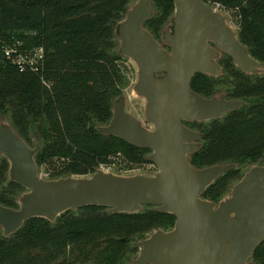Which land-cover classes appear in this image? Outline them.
<instances>
[{"label":"trees","instance_id":"trees-1","mask_svg":"<svg viewBox=\"0 0 264 264\" xmlns=\"http://www.w3.org/2000/svg\"><path fill=\"white\" fill-rule=\"evenodd\" d=\"M237 10L238 36L264 64V0H217ZM132 0H0V119L12 124L32 147L39 166L65 158L51 179L90 176L110 158L124 156L149 163L151 149L99 130L113 117L114 101L123 95L125 76L117 27ZM153 31L170 22L174 0H151ZM22 50L43 47L39 72L20 71L3 53V45ZM223 73H196L191 87L212 97L243 100L223 118L186 124L202 133L192 164L203 168L235 164L202 197L220 201L253 165H264V74H247L231 55L220 60ZM10 163L0 155V204L18 208L27 190L9 178ZM177 217L147 205L137 213H112L88 205L70 209L52 222L33 217L10 236L0 227V264H131L138 243L157 229L170 230ZM264 264V239L252 257Z\"/></svg>","mask_w":264,"mask_h":264},{"label":"water","instance_id":"water-1","mask_svg":"<svg viewBox=\"0 0 264 264\" xmlns=\"http://www.w3.org/2000/svg\"><path fill=\"white\" fill-rule=\"evenodd\" d=\"M174 4L164 35L171 50L144 27L155 12L151 0L134 3L117 27L120 53L138 66L134 92L145 98L146 122L153 128L126 110L123 95L114 101L110 122L99 127L104 134L150 148L147 159L157 172L124 176L98 169L90 176L46 179L36 161L40 144L32 147L9 121L0 119V155L10 163V180L27 189L18 208L0 204L5 236L30 218L54 222L62 213L88 205L105 206L112 213H137L152 205L175 214V226L140 240L131 264H256L251 257L264 239V165L251 166L220 201L203 198L236 165L194 166L192 154L201 147L202 133L186 122L223 118L244 102L224 93H197L191 87L196 73L220 76L224 54L250 75H263L264 64L252 56L226 16L205 0Z\"/></svg>","mask_w":264,"mask_h":264},{"label":"rangeland","instance_id":"rangeland-1","mask_svg":"<svg viewBox=\"0 0 264 264\" xmlns=\"http://www.w3.org/2000/svg\"><path fill=\"white\" fill-rule=\"evenodd\" d=\"M138 0H132L131 6L136 3ZM223 14L226 16L228 23L233 27L235 32L238 34L239 32V17L237 10L229 8L223 9ZM226 57V54L222 58ZM122 73L125 76V84L122 87L123 96L126 99V110L140 119L144 125L148 128H153L151 124L146 122V100L144 97L138 96L134 92V87L138 80V66L135 61L125 55H123L122 59L119 62ZM111 162L107 164H102L98 168L99 170H104L107 172H113L119 175L131 176L136 174H155L158 168L151 164V162L147 163H133L128 161L124 156L119 155L117 158H110ZM65 158L58 159L54 158L50 162L39 166V172L42 177L49 179L52 173L59 172L65 164ZM80 176V175H74ZM230 194V193H229ZM228 194V195H229ZM138 253L134 255V258L137 257ZM251 260H253L251 258Z\"/></svg>","mask_w":264,"mask_h":264},{"label":"built area","instance_id":"built-area-1","mask_svg":"<svg viewBox=\"0 0 264 264\" xmlns=\"http://www.w3.org/2000/svg\"><path fill=\"white\" fill-rule=\"evenodd\" d=\"M211 6H213L216 10L223 13V9H228L227 6L222 4L220 1L217 0H205ZM20 43H15L13 45L4 44L3 45V53L6 59L16 65V67L22 71H32V72H39L45 60V50L43 47H36L33 49H26L22 50L20 48ZM151 164L155 165L154 162ZM157 167V166H156Z\"/></svg>","mask_w":264,"mask_h":264},{"label":"flooded vegetation","instance_id":"flooded-vegetation-1","mask_svg":"<svg viewBox=\"0 0 264 264\" xmlns=\"http://www.w3.org/2000/svg\"><path fill=\"white\" fill-rule=\"evenodd\" d=\"M151 18H152V17H151ZM151 18H150V19H151ZM147 21H148V20H147ZM147 21H146V22H147ZM146 22H145V24H144V27H145L147 30H149V31L151 32V34L153 35L154 39H155L157 42H159L164 48H166V49H168V50H171L170 45L165 41V38H164V35H165V33H166V28L168 27L169 22H168V24H167L166 26H164V27L162 28V30H159V31H153V30H151L150 28L146 27ZM171 31H173V27H172ZM151 126H153V125H151Z\"/></svg>","mask_w":264,"mask_h":264}]
</instances>
